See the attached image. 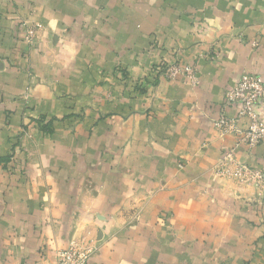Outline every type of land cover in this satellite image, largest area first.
<instances>
[{
    "label": "crops",
    "instance_id": "crops-1",
    "mask_svg": "<svg viewBox=\"0 0 264 264\" xmlns=\"http://www.w3.org/2000/svg\"><path fill=\"white\" fill-rule=\"evenodd\" d=\"M245 72L264 0H0V264H264V191L215 174ZM235 156L264 170V144Z\"/></svg>",
    "mask_w": 264,
    "mask_h": 264
},
{
    "label": "built area",
    "instance_id": "built-area-1",
    "mask_svg": "<svg viewBox=\"0 0 264 264\" xmlns=\"http://www.w3.org/2000/svg\"><path fill=\"white\" fill-rule=\"evenodd\" d=\"M37 31V26H28L25 30V41L32 44ZM218 55H215L217 58ZM157 75L165 79H174L177 75L186 77L191 85L197 84L195 71L188 67H181L178 63H164ZM225 104L237 109L235 119L221 114L213 121L214 129L223 135L234 136L233 147L226 150L220 157L215 167V174L220 178L231 179L238 184L251 186L259 191H264V170L251 167L240 162L236 156V149L244 146L252 150L264 144V116L254 112L255 106L264 108V81L261 77L243 73L237 83L229 88L224 96ZM245 119L247 124L243 130L238 128V120ZM92 254L89 247L81 244H72L56 254V264H86Z\"/></svg>",
    "mask_w": 264,
    "mask_h": 264
},
{
    "label": "trees",
    "instance_id": "trees-1",
    "mask_svg": "<svg viewBox=\"0 0 264 264\" xmlns=\"http://www.w3.org/2000/svg\"><path fill=\"white\" fill-rule=\"evenodd\" d=\"M47 126H48V125H45V126H44V125H42V128H43V129H45Z\"/></svg>",
    "mask_w": 264,
    "mask_h": 264
}]
</instances>
